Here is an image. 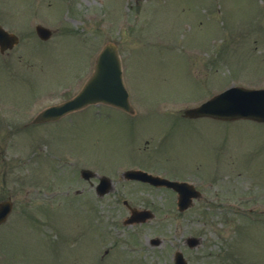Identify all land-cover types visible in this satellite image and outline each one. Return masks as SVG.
I'll return each instance as SVG.
<instances>
[{"label": "rangeland", "instance_id": "1", "mask_svg": "<svg viewBox=\"0 0 264 264\" xmlns=\"http://www.w3.org/2000/svg\"><path fill=\"white\" fill-rule=\"evenodd\" d=\"M6 8L14 19L0 22L20 43L0 54V106L18 103L30 122L72 97L112 42L135 114L95 107L0 134V201L13 202L0 264H173L175 250L187 264H264V124L176 116L230 86L264 88V0H0V17ZM35 25L51 37L38 40ZM81 168L114 190L97 197ZM127 169L183 179L202 197L178 213L169 191L125 182ZM124 200L155 217L123 225Z\"/></svg>", "mask_w": 264, "mask_h": 264}, {"label": "water", "instance_id": "2", "mask_svg": "<svg viewBox=\"0 0 264 264\" xmlns=\"http://www.w3.org/2000/svg\"><path fill=\"white\" fill-rule=\"evenodd\" d=\"M38 35L42 39H47L50 32L37 28ZM4 35H6L4 33ZM5 37V36H3ZM11 39H13L11 37ZM16 40H10L15 42ZM118 57V51L115 45L107 43L99 55L95 71L92 78L84 86L81 93L72 101L70 109L80 108L81 106L96 103L106 102L125 110H129L128 97L124 89L121 77V67ZM49 112L42 113L39 117H44ZM184 114L191 118L211 117L219 120H237L249 119L256 122H264V89L247 90L244 88L233 87L225 92L214 96L200 107L190 109ZM133 178L149 181L152 184H165L166 181L154 178H142L137 174H130ZM168 185L177 189L180 195L187 193L190 196L197 197L198 194H189L188 186L169 183ZM182 209L186 208L188 201H183ZM11 211V204L3 202L0 204V224L3 223ZM142 216H133L127 222L140 221ZM144 220V219H143ZM190 246L196 244V241L189 240ZM175 264H186L182 259V255L177 253L175 256Z\"/></svg>", "mask_w": 264, "mask_h": 264}, {"label": "flooded vegetation", "instance_id": "3", "mask_svg": "<svg viewBox=\"0 0 264 264\" xmlns=\"http://www.w3.org/2000/svg\"><path fill=\"white\" fill-rule=\"evenodd\" d=\"M10 52H11V51H10ZM13 109H14V108H13ZM16 110L19 111L18 108H16ZM11 112H12V111H11ZM57 122H58V121H55V122H48V124L57 123ZM9 125H10V126H15L14 121H10V122H9ZM88 185H89V186L93 189V191H94L93 183H89V182H88ZM168 191L172 194L173 198H175V201H176V197H177L176 193H175L173 190H171V189H169ZM145 209H148V208H145ZM236 212H238V211H236Z\"/></svg>", "mask_w": 264, "mask_h": 264}]
</instances>
